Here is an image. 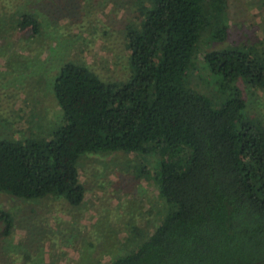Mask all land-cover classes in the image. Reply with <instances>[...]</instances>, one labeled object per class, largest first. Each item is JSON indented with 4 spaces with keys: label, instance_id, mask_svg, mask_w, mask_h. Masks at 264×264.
I'll return each instance as SVG.
<instances>
[{
    "label": "trees",
    "instance_id": "trees-1",
    "mask_svg": "<svg viewBox=\"0 0 264 264\" xmlns=\"http://www.w3.org/2000/svg\"><path fill=\"white\" fill-rule=\"evenodd\" d=\"M227 2L140 0L125 28L135 71L126 81L63 62L54 82L62 123L50 137L0 139V191L34 199L57 194L79 205L86 194L83 154L156 152L167 214L135 249L108 264H264V125L247 114L233 84L244 77L264 89V56L237 45L203 53L227 87L219 103L189 79L203 34L228 36ZM7 17L32 36L42 31L35 12ZM0 216L11 233L10 213L0 209Z\"/></svg>",
    "mask_w": 264,
    "mask_h": 264
},
{
    "label": "rangeland",
    "instance_id": "rangeland-1",
    "mask_svg": "<svg viewBox=\"0 0 264 264\" xmlns=\"http://www.w3.org/2000/svg\"><path fill=\"white\" fill-rule=\"evenodd\" d=\"M227 1V38L204 33L197 68L189 73L191 86L217 103L227 87L203 53L237 45L264 56V0ZM139 3L0 0V139L50 137L62 123L54 82L65 61L85 63L106 81L128 80L135 71L125 28L137 18ZM13 11L38 14L41 33L14 27L7 17ZM233 84L243 92L247 114L264 125V89L244 77ZM159 161L156 152L83 154L78 165L86 194L79 205L57 194L34 199L0 191V209L13 220L6 234L0 216V264H108L131 252L167 214L156 181Z\"/></svg>",
    "mask_w": 264,
    "mask_h": 264
}]
</instances>
